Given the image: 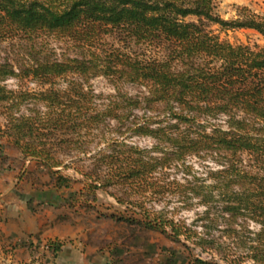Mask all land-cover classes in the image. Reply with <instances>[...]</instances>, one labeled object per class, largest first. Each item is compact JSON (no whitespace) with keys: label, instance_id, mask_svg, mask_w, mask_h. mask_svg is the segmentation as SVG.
I'll return each instance as SVG.
<instances>
[{"label":"trees","instance_id":"16d2710c","mask_svg":"<svg viewBox=\"0 0 264 264\" xmlns=\"http://www.w3.org/2000/svg\"><path fill=\"white\" fill-rule=\"evenodd\" d=\"M238 12L225 20L212 0H0V43L18 58L0 62V149L43 165L56 189L80 184L86 205L109 194L121 209L104 217L162 234L188 264H264V46L210 29H251L264 41V17ZM98 76L113 93L92 90ZM11 78L17 89L4 85ZM64 147L89 160L78 178L60 171L83 160L66 163ZM190 157L217 167L198 176ZM173 200L203 211L187 223Z\"/></svg>","mask_w":264,"mask_h":264},{"label":"rangeland","instance_id":"374dc122","mask_svg":"<svg viewBox=\"0 0 264 264\" xmlns=\"http://www.w3.org/2000/svg\"><path fill=\"white\" fill-rule=\"evenodd\" d=\"M212 2L214 12L225 20L238 18L241 7H247L253 13L264 17V0H212ZM210 29L221 40L231 44L264 46L262 37L251 29L222 30L217 25H211ZM57 50L59 53L62 51L60 48ZM3 61H9L14 66L18 62L16 52L8 42L0 43V62ZM4 85L10 89L18 88V82L14 78L6 80ZM89 85L97 94L106 96L114 92L112 84L103 76L92 78ZM25 88L36 89V85L28 82ZM122 89L131 95L142 91L138 85L129 83L123 84ZM109 124L110 126L105 128V132L108 133L106 137H115L113 132L115 123ZM127 140L146 148L153 144V140L148 137L129 136V134ZM99 143V138H95L89 144V149L95 150ZM59 151V156L66 163H70L71 159L78 155L83 159L67 170L61 169L62 174L78 178L80 174L74 168L88 169L90 167L89 160L79 152L71 150V147L70 149L64 147ZM188 161L198 176L204 175L208 167H217L210 158L201 160L190 157ZM170 175L177 179L183 177L181 172L174 170L170 171ZM80 187V184L75 183L71 189L54 188L50 174L43 165L32 160H25L22 154L11 145L6 143L2 145L0 149V223L3 218H13L10 223L14 228L24 226L34 231L39 230L38 233L43 237L39 239V244L59 246L60 243L75 244L89 259L102 264H188L180 246L162 234L134 229L123 222H115L111 218L104 217L120 208L109 194L98 192L96 201L89 198L87 205L91 207L88 209L86 201L79 198L77 194ZM180 205L181 203L176 200L167 203L169 209L180 207L176 216L187 223H191L197 214L203 211L201 206L195 205L191 209H185ZM250 226L252 229H257L253 223ZM48 252L53 251L49 248ZM202 257L207 258V255L203 254Z\"/></svg>","mask_w":264,"mask_h":264},{"label":"crops","instance_id":"0c3cea01","mask_svg":"<svg viewBox=\"0 0 264 264\" xmlns=\"http://www.w3.org/2000/svg\"><path fill=\"white\" fill-rule=\"evenodd\" d=\"M11 220L3 218L0 223V264H102L71 243H62L56 252H48V245L39 244L43 238L39 230L14 228Z\"/></svg>","mask_w":264,"mask_h":264},{"label":"built area","instance_id":"2783aa9c","mask_svg":"<svg viewBox=\"0 0 264 264\" xmlns=\"http://www.w3.org/2000/svg\"><path fill=\"white\" fill-rule=\"evenodd\" d=\"M48 250H49V247H48Z\"/></svg>","mask_w":264,"mask_h":264}]
</instances>
